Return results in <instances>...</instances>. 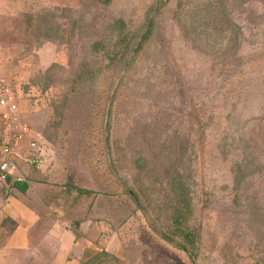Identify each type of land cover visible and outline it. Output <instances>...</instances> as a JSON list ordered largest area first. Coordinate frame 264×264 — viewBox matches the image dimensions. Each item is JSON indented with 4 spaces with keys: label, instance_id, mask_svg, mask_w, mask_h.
<instances>
[{
    "label": "rangeland",
    "instance_id": "obj_1",
    "mask_svg": "<svg viewBox=\"0 0 264 264\" xmlns=\"http://www.w3.org/2000/svg\"><path fill=\"white\" fill-rule=\"evenodd\" d=\"M0 82L46 154L0 264H193L149 222L175 232L173 168L194 264H264V0H0Z\"/></svg>",
    "mask_w": 264,
    "mask_h": 264
},
{
    "label": "built area",
    "instance_id": "obj_2",
    "mask_svg": "<svg viewBox=\"0 0 264 264\" xmlns=\"http://www.w3.org/2000/svg\"><path fill=\"white\" fill-rule=\"evenodd\" d=\"M44 143L23 121L14 91L0 82V181L16 189L28 184L31 169L43 173Z\"/></svg>",
    "mask_w": 264,
    "mask_h": 264
},
{
    "label": "trees",
    "instance_id": "obj_3",
    "mask_svg": "<svg viewBox=\"0 0 264 264\" xmlns=\"http://www.w3.org/2000/svg\"><path fill=\"white\" fill-rule=\"evenodd\" d=\"M145 23L143 24L141 29H138V32L136 35L129 37V31H126L124 27L120 29L119 32L115 34V37H117V44L113 46L114 51L116 50V53L121 52L122 54H126L129 51V43L132 40H136L137 38L140 39V41L137 43V51L141 49L143 43L147 41L151 37L152 29H153V16H149V11L147 12L146 16L144 17ZM122 21L120 20V23ZM123 24V23H122ZM126 40L128 42L126 43ZM126 43V44H125ZM124 45V46H123ZM122 55V56H123ZM121 56V57H122ZM181 148V144H179V149ZM182 156H179V159ZM158 167L162 165V162H157ZM244 165V169H245ZM243 166L237 165V171L235 174V179L237 183L243 180L245 177ZM33 174L41 175L39 174L35 169H31ZM152 171V170H149ZM167 179L166 184L168 185V188L170 190L172 198L175 199L177 202V209L173 216V222L176 225L175 232L171 235L166 234L165 232H162L159 230L151 221V228L152 230L159 236L160 239L167 242L168 244H171L173 247L185 252L188 257L193 261V252L192 250L195 248L199 237L197 235V230L194 228H191L188 224V221L190 220V214H191V202H190V190L191 185L190 182H188L182 175L181 170L179 169L178 172L173 168L172 172H166ZM32 177V176H31ZM125 193L129 195V197L136 203V205L141 208L140 205V199L138 195L132 190L130 187L125 189ZM175 237L177 239H175ZM179 238V241H178Z\"/></svg>",
    "mask_w": 264,
    "mask_h": 264
},
{
    "label": "crops",
    "instance_id": "obj_4",
    "mask_svg": "<svg viewBox=\"0 0 264 264\" xmlns=\"http://www.w3.org/2000/svg\"><path fill=\"white\" fill-rule=\"evenodd\" d=\"M30 183H32V185L30 186ZM28 187V189H24L25 185H17L16 189H14L15 192V196L11 197V198H7V193L2 190V188L0 189V231L2 232L4 230V227H2L3 225V221L4 219H6V217H11L12 215H19L17 212V208H20L23 213V215H27L30 214L31 212L28 210V208L26 207V203H28V205L32 206V205H36V200H35V196L37 193H39V186L38 183H34L33 181L28 182V184L26 185ZM41 191V190H40ZM10 200V203H9ZM17 206V208H16ZM33 216L32 218L35 216V218L38 216L39 213L36 212H32ZM7 226V224H6ZM0 232V233H1Z\"/></svg>",
    "mask_w": 264,
    "mask_h": 264
}]
</instances>
